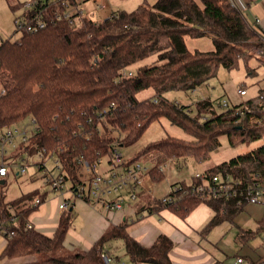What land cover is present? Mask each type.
I'll list each match as a JSON object with an SVG mask.
<instances>
[{"label":"trees","instance_id":"1","mask_svg":"<svg viewBox=\"0 0 264 264\" xmlns=\"http://www.w3.org/2000/svg\"><path fill=\"white\" fill-rule=\"evenodd\" d=\"M6 1L13 12L22 10L19 17L27 20L44 12L47 25L37 32L23 31L15 41L0 38V131L31 117L36 131L27 145H21L19 155L27 156L28 162L40 152L45 160L59 159L65 180L72 181L74 187L86 183L84 162L95 165L109 157L111 163L116 148L134 144L161 118L195 140L169 136L147 145L135 160L127 161L128 165L141 162L149 167L154 182L164 178L162 169L169 161L187 157L208 160L221 145L222 136L227 135L232 146L264 138V90L222 113H216L211 100L201 101L196 115L164 97L170 91H194L215 78L220 67L235 69L245 54L264 49V34L230 0H201V4L196 0H157L152 7L144 5L134 12H113L103 21L77 11L71 16L72 24L55 18L56 13L66 12L60 1L38 0L33 11L25 9L22 2ZM64 1L73 8L83 7L85 2ZM207 36L213 39V51L188 49L186 37ZM153 56H157L156 65L137 68L128 75L129 69ZM147 89H153L156 96L139 100L138 94ZM258 173H264V145L204 172L206 176L229 174L246 184ZM192 186L172 184L170 189L177 188V192L170 191L168 196H178L177 206L154 200L157 207L153 210L169 208L186 218L206 204L214 213L204 228L209 230L224 221L232 222L247 205L245 201L203 200L191 192ZM39 194L22 198L30 205L19 210V202L6 203L0 193V235L7 239L1 259L37 257L65 247L72 211L61 216L52 237L28 228L31 204ZM45 195H40L42 201ZM12 218H16L14 223ZM129 225L128 220L113 225L88 251L27 264H103V251L115 255L106 244L118 240L131 263L173 264L170 238L161 235L146 247L128 234ZM260 234L264 235V222L256 231L240 229L238 239L245 242ZM246 261L264 264V258Z\"/></svg>","mask_w":264,"mask_h":264},{"label":"rangeland","instance_id":"2","mask_svg":"<svg viewBox=\"0 0 264 264\" xmlns=\"http://www.w3.org/2000/svg\"><path fill=\"white\" fill-rule=\"evenodd\" d=\"M11 3H17L18 0H9ZM89 0H85L83 3V8L86 14H90L91 10L95 8L93 19L97 21H103L107 19L113 12L117 11H127L134 12L139 7L147 5L152 7L157 0H101L100 5L95 4L96 0H90L92 3H88ZM201 4V0H196ZM0 3V38L1 39H10L12 41L17 40L21 36V32L17 31L15 24V19L22 14V10L13 12L6 0H2ZM261 2V0H239L240 6L242 8L243 15L247 18L249 23H252L254 19L261 18L264 19V14L256 9V4ZM101 4L105 5L106 8H101ZM96 6V7H95ZM254 26V25H253ZM255 29L261 32L260 27L254 26ZM188 49L192 52H209L214 50V44L212 37H202V38H191L186 37L185 39ZM249 60V61H246ZM242 59H239L238 66L235 69L228 70L224 67H220L218 70L217 76L212 78L207 83L198 87L194 91H170L164 94V97L170 101L178 102L186 107L193 114H197V106L199 102L204 100H211L214 103L216 113H222L228 109H232L236 105H240L250 99L256 98L259 95V92L264 90V49H256L255 51H250L248 54H245ZM157 64V56H153L146 60L141 61L136 66L129 69V72H135L137 68L140 67H151ZM245 88L247 94L242 96L240 90ZM156 96L153 89H147L138 94L139 100H145L154 98ZM228 103L227 106H224V103ZM211 116L210 114L206 117ZM13 130H27L29 136H32L36 131V125L33 123L31 117H28L16 124ZM2 132L0 131V134ZM17 133H15L16 135ZM176 137L188 141H194L195 138L192 135L186 133L182 128L171 123L166 118H161L158 121L153 122L150 127L146 130L143 136L134 144L127 146H120L118 149L122 153L123 158L128 160H135L139 152L143 150L147 145L163 140L167 137ZM221 145L218 149L211 153L210 158L206 161L199 162L193 157H187L184 159L172 160L163 166L164 178L161 181L153 182L150 187L153 188L150 200L154 203V200L161 201L163 198L167 197L170 192V186L177 182H185L190 184L194 176L198 173H203L207 169L220 165L223 162L229 161L230 159L237 157L239 155L248 153L254 149H257L264 145V138L258 141H254L246 144H239L232 146L229 142L228 136H222ZM15 146L17 149H12L11 146H7V151L9 154L16 152L21 148V139L17 134L14 140ZM26 159L28 157L26 156ZM47 169L49 172H52L51 175H55V159L50 158L46 160ZM30 163V165H28ZM109 157H104L98 164L99 169L97 172L102 171L108 168ZM15 167H20L19 164H15ZM150 166V165H148ZM14 167V168H15ZM26 168V176L38 175L39 180L42 182L43 188H48L46 177L43 176V173L38 170V166L31 162H28L24 166ZM84 176H86V170H83ZM24 175V174H23ZM48 191V189H46ZM50 196L47 198V206L52 210L55 209L59 204L58 196H61V191L54 192L49 189L48 191ZM153 197L155 199H153ZM80 202H77V206L73 211V220L74 227L77 229L78 233L84 232L85 229L89 226V222L92 223L93 218H101V214H97L93 211H90V218L84 216L80 210ZM136 203H132L134 207ZM150 205V203H147ZM87 207V206H86ZM262 210L258 212L260 222H264V206ZM88 209V207H87ZM83 211V210H82ZM89 211V209H88ZM99 213V211L96 209ZM80 213V215H79ZM247 215H250L247 213ZM252 216V215H251ZM226 226H231L230 223H226L223 227H218L215 233L211 235V239L216 243L218 242L226 232ZM252 228V225H251ZM93 230V229H92ZM86 233V236H89L92 232ZM233 232L227 236V240L234 241ZM238 238V235H237ZM263 234L256 235L252 240L255 246L260 245L263 242ZM68 242L74 243V245H68L63 249L58 251L46 252L39 254L38 259H50L55 257H63L68 255H74L82 252L84 246L82 243L76 244V237H71ZM110 251H117V255L122 257L126 262H129L130 259L126 254L125 247L122 241H112L105 246ZM221 253V252H220ZM131 263V262H130Z\"/></svg>","mask_w":264,"mask_h":264},{"label":"crops","instance_id":"3","mask_svg":"<svg viewBox=\"0 0 264 264\" xmlns=\"http://www.w3.org/2000/svg\"><path fill=\"white\" fill-rule=\"evenodd\" d=\"M1 1L2 0H0V3H2ZM29 1L31 0H18V2L22 3ZM100 2L101 0H96L94 4L89 0L87 4L92 3L93 6H97L98 4L100 5ZM256 9L258 11L261 10L264 14V0H261V2L256 4ZM94 11L95 8L91 10L90 15H94ZM23 130L27 131L25 129ZM4 132L0 134V137ZM6 159L11 167L10 173L6 177H0V193L4 195L5 202L9 204L12 202H19L16 209L22 210L30 205L28 200L23 201L22 198L39 192V197L36 196L31 204V208H33V210L29 215V223H31L34 229L38 232H41L49 237L54 236L57 231L60 218L65 213L60 210L59 206L66 198L68 199L71 196L69 194H65V196H58L59 204L52 210L47 206L46 200L50 196V193L48 192L49 189L52 191L54 190L49 184L47 177L46 181L48 188H43L38 175L26 176L27 171L23 175L21 173V167L28 163V159H26V156H20L19 150L9 154ZM15 164H19L20 167H15ZM28 165H30V163ZM104 170H102V172ZM150 181H152V183L154 182L152 179L147 181V185L145 189L141 191L137 201L126 202L123 209L118 211H108L106 208L94 201L87 202L75 197L70 198V201L68 200L70 205L67 211L73 212L77 206V202H80L81 205L79 211L82 212L84 219L86 217L90 218V211L101 214V218L97 221L93 218L92 223L89 222V226L81 233L77 232V229L74 227L75 222L73 220L72 226L66 237L65 247L68 245H74V243L68 241L71 237H76V244L82 243L84 246L82 251H88L110 227L113 225H119L123 221L128 220L130 224L127 228L128 234L146 247H151L161 235H165L170 238L173 242V249L170 253L173 264H214L216 261L224 262L225 264H232L237 257H243L245 259L244 264H247V259L257 262L264 258V248L262 243L258 246L253 244L252 240L256 236L245 242L237 238L240 229L250 231L257 230L259 226L258 220L260 218L257 213L263 209L262 206L248 204L232 222L224 221L209 230H204L205 226L210 222L214 215L213 210L208 205H199L186 218H181L169 208L153 210L154 207H157L156 203H150V205H147L151 199L150 197L153 196V188L150 187L152 185L150 184ZM46 189H48V191ZM43 193L47 195H45L44 200L42 201L40 195ZM38 198L41 199V202L36 204L35 200ZM153 199L155 198L153 197ZM134 202L136 205L132 207L131 205L132 203L134 204ZM13 208L14 207H12V209ZM149 208L151 211H149ZM139 209L144 210L138 214ZM247 213L250 215H247ZM226 223H230L231 226H226L228 231L224 237L215 243L211 239V235L215 233L214 231H216L218 227H223ZM90 230H92L91 234L86 236V233L90 232ZM231 232H233L232 236H234V241L229 239L227 240V236H229ZM6 245L7 239L3 237V235H0V256ZM114 253V256H119L117 255L118 253L116 250ZM119 258L126 264H134L130 263V261L126 262L120 256ZM37 259L38 258L36 256H28L17 259L0 258V264H27L34 262Z\"/></svg>","mask_w":264,"mask_h":264},{"label":"built area","instance_id":"4","mask_svg":"<svg viewBox=\"0 0 264 264\" xmlns=\"http://www.w3.org/2000/svg\"><path fill=\"white\" fill-rule=\"evenodd\" d=\"M51 3L60 1L62 6L65 8L64 14L56 13L55 18L60 20L62 18L70 20L72 24L71 16L77 11L83 16L93 17L94 15L86 14L83 7L73 8L67 1L64 0H49ZM81 0H76L80 2ZM38 0H31L24 3V8L27 10H34L37 8ZM230 3L238 8L241 12L243 11L239 0H230ZM101 8L105 9V5L101 4ZM44 12L39 11L32 14V19L27 20L26 17H17L15 19L16 29L21 33L37 32L46 27L47 21L42 18ZM254 26H258L261 32L264 34V19L256 18L251 23ZM131 76L132 72H128ZM240 94L242 96L247 94L245 88L241 89ZM2 94L5 90H2ZM228 103H224L227 106ZM15 133L20 136L21 145H27L30 141V136L27 131L24 130H6L0 137V177H6L10 173V165L6 161V157L9 155L7 146H11L12 149H17L14 144ZM42 152L29 159V162L36 164L39 167H44V176L47 177L48 182L51 184L52 189L55 192L61 191V195L69 194L77 199L86 200L90 199L95 203L103 206L108 211H118L123 209L126 202H133L139 199L141 191H143L147 185V181L151 180L149 175V167L145 166L141 162H136L132 165H128L127 161L123 158L122 153L119 149L114 150L112 162L108 164V168L103 172L99 169L97 163L90 165L88 162L83 163V168L86 170L85 184L74 187L72 181H66L65 176L62 174L61 162L59 159H55V175H51L47 169V162ZM25 166V165H24ZM21 167V173H26V168ZM163 171V169H162ZM192 186L191 192L197 197L203 200H219V201H233L236 200L239 204L245 201V204H253L264 206V173H258L255 175V179L249 183H243L242 180L235 178L229 174H217L213 176H206L203 173H198L194 176L193 181L188 184ZM172 193L177 192V188L170 189ZM60 193V192H59ZM170 193V192H169ZM70 198H66L59 206L61 211L66 212L70 205ZM69 200V201H68ZM179 198L176 194L173 196H167L161 200L163 204H170L177 206ZM36 204L41 202V199L35 200ZM16 218H12L11 222L14 223ZM28 228H34L31 223L28 224ZM13 233L10 234L12 236ZM264 248V239L262 242ZM103 264H126L125 262L118 259L116 256L110 254L107 251H103L101 254ZM245 259L243 257H237L232 264H244Z\"/></svg>","mask_w":264,"mask_h":264}]
</instances>
